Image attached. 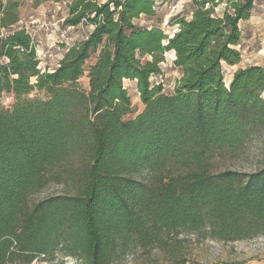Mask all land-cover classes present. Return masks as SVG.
<instances>
[{
	"label": "trees",
	"instance_id": "16d2710c",
	"mask_svg": "<svg viewBox=\"0 0 264 264\" xmlns=\"http://www.w3.org/2000/svg\"><path fill=\"white\" fill-rule=\"evenodd\" d=\"M32 1L66 2L64 25L93 29L43 71L31 34L12 28L22 0H0V264L137 252L189 264L196 242L264 235V65L229 83L224 69L242 60L256 0H191L172 33L136 22L157 0ZM169 51L181 73L171 93L152 81ZM125 80L144 104L132 118ZM256 141L257 170L216 167ZM51 183L69 191L33 201Z\"/></svg>",
	"mask_w": 264,
	"mask_h": 264
},
{
	"label": "rangeland",
	"instance_id": "374dc122",
	"mask_svg": "<svg viewBox=\"0 0 264 264\" xmlns=\"http://www.w3.org/2000/svg\"><path fill=\"white\" fill-rule=\"evenodd\" d=\"M191 0H157V12L154 16L142 15L136 22L140 26H160L168 33H172L176 27L170 25L173 16L187 13ZM69 11L66 2L43 1L36 4L32 0H22L19 9L20 20L12 28H23L31 34L36 45V53L40 60L43 71H52L63 58L67 49L74 43L86 38L92 31L90 25H79L76 27L64 25V19ZM242 30V42L238 49L242 53V60L235 66L224 65L225 80L227 83L232 79L233 72L240 67L249 65H264V0H256L252 16L240 23ZM175 53H165L164 61L161 63L162 73L154 75L152 81L162 82L165 92L174 90L177 79L181 76L179 69L174 64ZM94 58L89 64L94 62ZM87 71L80 79L83 88L89 89V78ZM132 98L133 111L126 115L132 118L139 114L143 108L136 81H124ZM264 96V93H263ZM31 98L47 97L44 92L34 91ZM13 102L12 96L5 99L4 105L10 107ZM259 142L250 144L244 152L236 158H225L217 162L218 169L232 168L242 172H253L262 163ZM144 172L142 177H146ZM69 189L61 183H51L42 191L33 196V201L45 197L67 193ZM191 262L189 264H264V235L252 239L223 242L207 239L196 242L191 249ZM33 264H82L71 256L59 255L54 260H36ZM118 264H163L153 257L145 256L140 252L123 257Z\"/></svg>",
	"mask_w": 264,
	"mask_h": 264
}]
</instances>
